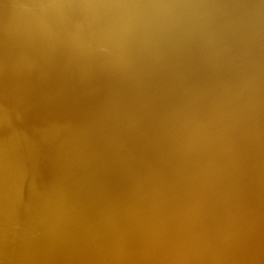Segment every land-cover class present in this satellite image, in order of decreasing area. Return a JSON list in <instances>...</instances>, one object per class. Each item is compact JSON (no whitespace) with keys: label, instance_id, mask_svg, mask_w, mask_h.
<instances>
[{"label":"bare ground","instance_id":"obj_1","mask_svg":"<svg viewBox=\"0 0 264 264\" xmlns=\"http://www.w3.org/2000/svg\"><path fill=\"white\" fill-rule=\"evenodd\" d=\"M0 264H264V0H0Z\"/></svg>","mask_w":264,"mask_h":264}]
</instances>
